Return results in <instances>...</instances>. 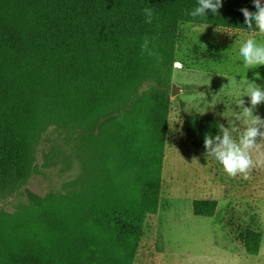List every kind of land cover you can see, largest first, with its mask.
<instances>
[{
	"label": "trees",
	"instance_id": "trees-1",
	"mask_svg": "<svg viewBox=\"0 0 264 264\" xmlns=\"http://www.w3.org/2000/svg\"><path fill=\"white\" fill-rule=\"evenodd\" d=\"M110 1L0 0V196L18 187L9 164L39 144L48 127H73L83 122L75 113L88 110V186L70 200L83 205L77 225L66 234L57 219L13 228L0 220V264H133L146 220L159 209L180 26L256 33L240 11L255 12L253 0H222L204 19L188 15L197 0ZM146 7L153 9L151 24ZM146 36L161 63L141 55ZM114 111L126 115L127 172L120 164L113 171L102 155L109 132L100 117ZM92 112L100 117L89 119ZM220 125L191 114L185 133L206 150L205 136L219 134ZM71 206L62 211L74 217ZM193 210L213 218L216 204L195 201ZM262 241L261 233H248L246 253L258 255Z\"/></svg>",
	"mask_w": 264,
	"mask_h": 264
},
{
	"label": "rangeland",
	"instance_id": "rangeland-1",
	"mask_svg": "<svg viewBox=\"0 0 264 264\" xmlns=\"http://www.w3.org/2000/svg\"><path fill=\"white\" fill-rule=\"evenodd\" d=\"M248 38L264 42L251 32L190 23L180 26L159 209L146 220L133 264H264V166L254 169L248 180L230 178L222 165L207 156L206 150L194 147L185 133L191 114L212 117L228 127L240 111L237 99L242 78L264 88V66L245 70L239 57V48ZM257 72L259 80L255 79ZM243 99L245 106H250L249 98ZM81 110L74 113H79L83 122L77 121L73 127H61L63 123L48 127L39 144L7 167L10 172L17 168L18 187L0 196V220L5 227L57 219L56 224L70 234L77 225L83 205L79 201L70 204V200L88 186V110ZM92 113L91 120L99 116ZM254 115L264 118V104ZM100 118V127L109 132L104 161L113 171L120 164L127 172L126 115L114 111ZM195 201H214L215 216H195ZM71 205V213L78 209L74 217L62 211ZM250 232L263 235L258 255H249L244 249Z\"/></svg>",
	"mask_w": 264,
	"mask_h": 264
},
{
	"label": "clouds",
	"instance_id": "clouds-1",
	"mask_svg": "<svg viewBox=\"0 0 264 264\" xmlns=\"http://www.w3.org/2000/svg\"><path fill=\"white\" fill-rule=\"evenodd\" d=\"M255 12L248 8H241L245 23L249 30H255L256 34L264 39V4L261 0H253ZM222 7V0H197V5L188 12L192 18H207L210 10L218 13ZM145 23L151 24L154 18L152 8H144ZM253 22L255 28H253ZM141 55L152 58L156 63H161L163 58L156 50L153 40L144 37L140 45ZM239 57L242 58L245 70L256 69L264 66V42L258 43L255 38H248L239 48ZM179 67V63H177ZM255 79H261L259 73H255ZM241 89L238 93L237 106L240 111L234 114V120L229 121V126H219V134L206 135L204 147L206 155L215 158L222 165L223 171L230 178L242 177L250 179L254 169L264 166V118L254 115V111L264 104V88L255 82H250L246 77L242 78ZM243 97L249 98V105L245 106Z\"/></svg>",
	"mask_w": 264,
	"mask_h": 264
},
{
	"label": "water",
	"instance_id": "water-1",
	"mask_svg": "<svg viewBox=\"0 0 264 264\" xmlns=\"http://www.w3.org/2000/svg\"><path fill=\"white\" fill-rule=\"evenodd\" d=\"M174 93H175V89L172 90V94H174Z\"/></svg>",
	"mask_w": 264,
	"mask_h": 264
}]
</instances>
